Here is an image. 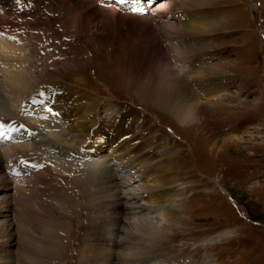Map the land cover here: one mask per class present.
<instances>
[{"label":"rangeland","instance_id":"1","mask_svg":"<svg viewBox=\"0 0 264 264\" xmlns=\"http://www.w3.org/2000/svg\"><path fill=\"white\" fill-rule=\"evenodd\" d=\"M196 2L0 0V121L15 128L14 137L42 139L29 143L27 151L19 140L6 145L4 128L0 135V167L9 187L6 198L0 193V208H9L0 215V252L7 254L8 264H40L43 240L52 239L45 232L50 220L70 230L51 264H83L86 235L103 221L88 203L100 190L92 184L103 182L94 170L84 172V161L92 160L81 161L78 154L86 148L70 153L71 136L42 105L53 83L80 91L74 93L76 106L90 99L109 102L114 112H102L100 121L109 131L118 126L125 145L138 148L154 133V140L173 154L172 165L156 174L171 171L184 177L186 222L151 243L148 236L131 232L132 242H141L145 252L152 248L150 264L202 263L205 258L209 264H264V0L184 6ZM184 24L201 30L183 34ZM174 67L176 72L185 67V86L216 99L199 98L202 108L187 123L137 93L138 87L160 85ZM28 127H37L34 137ZM51 134L60 136L62 148L57 144L56 150L68 151L67 156H53ZM102 148L110 146L103 142ZM13 154L16 160L6 159ZM115 170L111 173L119 180L122 174ZM119 214L105 217L98 237L125 240L131 215L127 210Z\"/></svg>","mask_w":264,"mask_h":264},{"label":"bare ground","instance_id":"2","mask_svg":"<svg viewBox=\"0 0 264 264\" xmlns=\"http://www.w3.org/2000/svg\"><path fill=\"white\" fill-rule=\"evenodd\" d=\"M196 1L198 2L192 5L184 6L187 8L202 7L209 0ZM181 24L183 23L181 22ZM191 26V24H184L182 33L185 34L186 30L188 31V33L200 32L201 27H198V25L196 27ZM175 68L176 67L170 68V70L168 69L169 71L164 75L163 80L157 87L154 86L149 88L147 85H144L148 88L138 87L137 93L140 95L141 98H143V100L153 105L154 108L160 109L177 122L187 123L188 121H193L195 118H197V112H199V110L202 108L201 106L203 104L200 103L199 98H203L206 101L216 99H208L210 96H212L211 92H209L208 94H202V90L199 91L200 89L198 88L192 89L185 86V67L177 68V72ZM174 70L175 72H173ZM195 72L198 74L197 77H200L199 74L201 73L199 71ZM211 86L212 85H208V87ZM65 87L62 84L56 83L50 85V87L45 93V96H47V109L52 112V119L62 125L61 128L63 130V133H65L64 135H68L69 137L71 136L72 142L68 144V147L70 148L69 152L71 153L72 150H75V152L79 150L82 151V148H86V153L79 152L80 154H78V157L81 161L88 159L92 160L87 163L86 161H84V172L87 174L91 170H94L96 173H98L100 181L103 182V184H100L98 186L92 184L94 187L100 188V190L99 192L94 194L96 195L94 197H91V195H89L91 198L89 197L90 199H88V203L92 202L91 204L93 208H96L95 211L97 212V214L102 215L103 221L100 223L96 222L94 229L88 232V234L86 235L87 241L84 243V247L81 248L80 260L83 261V264H114L113 262H117L115 264H150L149 261L154 260V258H152V248H149V251L145 252V249L143 247H140L141 242H132L135 239L131 232L135 230L137 233L144 234L146 238L148 236L150 240H147V243H151L157 238L162 239L164 235L171 229L185 226L184 222H186L182 218V200L186 190L183 183L184 177H181L180 174H176L171 171H164L156 174L160 169L162 171V169L172 165L171 159L173 154L168 152L166 147L161 145V143H157V141L154 140V133L153 135L151 134L149 139L146 138L147 140L145 139L146 141H143L144 143L142 142L143 144L138 146V148L132 147L131 145H125L127 138L126 140L118 138V130H121L118 126L113 130L109 131L104 127L106 126V124L102 125L100 121V116L102 112L107 113L108 115H111L114 112V109L111 107L109 102H107L106 100L101 101V99H90L89 103L86 102L88 104L82 103L81 106H76L75 104L78 101H75L74 93L78 94L80 93V91L78 92V90H70V92H68ZM8 91L10 90L8 89ZM61 94L69 96L67 99H70V101L72 100V103L74 105L71 102H68L65 97H62ZM81 94L84 93L81 92ZM2 103V106L7 108L6 103H4L3 101ZM121 121H119V125L122 124ZM41 126H43V124ZM28 129L29 132H37V127H28ZM145 129L151 131V128ZM42 132L44 131L42 130V128H40V133ZM49 132H51V130H49ZM34 134L35 133H33L32 136ZM49 137L50 139L53 138L48 141H51L49 143L52 145L53 148H55L53 152L51 151L54 157L63 158V156H67V154H69V152L67 151L61 155L62 152L56 150L57 144L61 146L60 148H62V145L59 142L60 136H55L54 134H51V136ZM23 138L18 141V144H20V147L27 151H29V147L32 143H35L36 141H42L41 138L40 140H38L39 138L37 136L34 137L32 140L26 139V135H23ZM103 142L109 144L110 148L108 150L102 148ZM46 147L47 146H45V148ZM91 150H93L92 153ZM33 151L35 152V150ZM136 151L137 154H135ZM37 152L38 151H36V153ZM95 152L97 153L96 155L94 154ZM16 155L18 156V154ZM16 155H14L15 157H8L6 159L16 160ZM64 161H66V159L63 160V162ZM108 162L109 164L111 162L112 165L109 166ZM114 168L117 169L115 171H117L118 174H122V177L119 176V180H117L115 174L116 172L111 173V170H114ZM0 172H2V167H0ZM0 176H2L0 177V182L4 184H1L4 187L0 189V193L2 194L1 196L3 198H6V192L7 190H9V187L5 186L7 178L3 176V172L2 175L0 174ZM123 206H126L124 210H127L128 213L130 212L131 215V219L129 220L130 230L129 232L125 233V240L119 239L120 241H118L116 239L111 238V236H107L105 238L98 237V232H100L102 229H105L106 227L105 217L108 215L117 217L118 215H120V212L124 211L120 210L123 209ZM106 207H108L107 210L105 209ZM7 210L4 211L2 210V208H0V215L9 212V210ZM62 223L63 225L59 224L58 222H55L54 220H50V222H48L47 229L45 232L49 234L52 239L46 237L43 240L42 246L40 248V264H51V258L56 257L61 250H64L62 249L64 247L63 243L66 244L68 240V232L70 230L67 228L64 229V222ZM116 223H118V221L115 222V225ZM3 229L4 230L1 231V233L6 231L5 229L7 228L4 227ZM7 243L8 241L5 242L4 245H6ZM7 261V254L0 252V264H8ZM209 263V258H205L202 263L181 262L179 264Z\"/></svg>","mask_w":264,"mask_h":264},{"label":"snow or ice","instance_id":"3","mask_svg":"<svg viewBox=\"0 0 264 264\" xmlns=\"http://www.w3.org/2000/svg\"><path fill=\"white\" fill-rule=\"evenodd\" d=\"M17 2H19V0H17ZM121 2H123V0H121ZM2 129H3V126L0 125V135H3ZM22 163H23V162H22ZM33 167H35V166H33Z\"/></svg>","mask_w":264,"mask_h":264}]
</instances>
